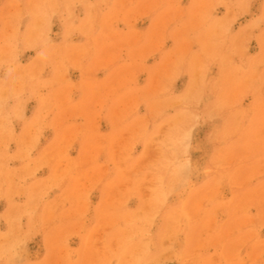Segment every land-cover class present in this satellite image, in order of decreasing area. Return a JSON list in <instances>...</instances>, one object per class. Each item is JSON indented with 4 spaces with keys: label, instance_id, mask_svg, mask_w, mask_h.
I'll return each mask as SVG.
<instances>
[{
    "label": "rangeland",
    "instance_id": "374dc122",
    "mask_svg": "<svg viewBox=\"0 0 264 264\" xmlns=\"http://www.w3.org/2000/svg\"><path fill=\"white\" fill-rule=\"evenodd\" d=\"M0 264H264V0H0Z\"/></svg>",
    "mask_w": 264,
    "mask_h": 264
}]
</instances>
